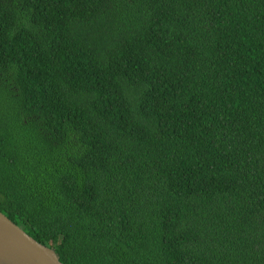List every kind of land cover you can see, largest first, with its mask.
<instances>
[{
  "label": "trees",
  "instance_id": "16d2710c",
  "mask_svg": "<svg viewBox=\"0 0 264 264\" xmlns=\"http://www.w3.org/2000/svg\"><path fill=\"white\" fill-rule=\"evenodd\" d=\"M0 211L64 264H264V0H0Z\"/></svg>",
  "mask_w": 264,
  "mask_h": 264
},
{
  "label": "water",
  "instance_id": "95a60500",
  "mask_svg": "<svg viewBox=\"0 0 264 264\" xmlns=\"http://www.w3.org/2000/svg\"><path fill=\"white\" fill-rule=\"evenodd\" d=\"M0 264H64L44 245L0 211Z\"/></svg>",
  "mask_w": 264,
  "mask_h": 264
}]
</instances>
